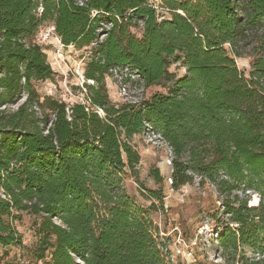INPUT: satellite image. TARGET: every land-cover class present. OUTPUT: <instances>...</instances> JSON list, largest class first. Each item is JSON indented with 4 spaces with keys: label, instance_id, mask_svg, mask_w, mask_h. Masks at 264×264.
Masks as SVG:
<instances>
[{
    "label": "trees",
    "instance_id": "1",
    "mask_svg": "<svg viewBox=\"0 0 264 264\" xmlns=\"http://www.w3.org/2000/svg\"><path fill=\"white\" fill-rule=\"evenodd\" d=\"M161 4L169 17L148 0H0L1 246L21 243L13 223L26 212L39 219L29 261L171 264L149 215L163 206L162 189L140 184L153 201L144 207L124 184L138 182L130 139L151 130L171 149L172 188L197 175L222 195L224 259L264 264V0ZM46 22L63 46L88 51L81 102L35 87L54 76L28 41ZM241 57L251 58L248 77ZM175 63L182 74L170 71ZM114 68L167 90L113 103L105 78ZM151 176L163 179L158 168Z\"/></svg>",
    "mask_w": 264,
    "mask_h": 264
},
{
    "label": "rangeland",
    "instance_id": "2",
    "mask_svg": "<svg viewBox=\"0 0 264 264\" xmlns=\"http://www.w3.org/2000/svg\"><path fill=\"white\" fill-rule=\"evenodd\" d=\"M156 6L160 15L169 17V13L162 8L161 0H148ZM137 36L141 32L139 28L133 29ZM28 41L39 44L46 54L54 76L51 80L37 82L35 87L40 95H49L68 104L84 100L83 70L88 59V51L76 49L73 46H63L58 36L54 33L52 23H44L36 34ZM237 67L248 77L251 69L250 57L235 59ZM170 71L180 75L184 72L179 63L172 64ZM108 95L113 103L137 102L148 99L156 92H166V83L145 86L136 75L119 76L108 75L105 78ZM264 83V78H262ZM165 83V84H164ZM23 99L18 100L8 108L15 109ZM131 144L137 150L140 160L137 165V179L125 176L126 191L134 197V200L148 207L152 200L142 195L140 184L147 189H162L164 193L163 206L150 210V218L156 227V238L166 247L171 264H230L222 256L218 243V228L226 221L221 205L222 195L216 187L205 182L199 183V176L194 175L193 181L178 189H174L170 183V161L172 152L167 143L151 130L132 136ZM152 168H158L162 181L157 183L151 176ZM258 196L252 194L249 203L255 204ZM155 202V201H154ZM157 204V202H155ZM216 214V219L211 217ZM55 223L59 221L53 219ZM39 219L30 213H22L19 220L14 221L13 226L21 235V243L3 247L0 245V261L3 264H18L20 260H34L32 250L37 244L38 234L36 228ZM246 255L253 257L254 253L244 248ZM19 258V259H18Z\"/></svg>",
    "mask_w": 264,
    "mask_h": 264
},
{
    "label": "built area",
    "instance_id": "3",
    "mask_svg": "<svg viewBox=\"0 0 264 264\" xmlns=\"http://www.w3.org/2000/svg\"><path fill=\"white\" fill-rule=\"evenodd\" d=\"M119 74H121V71L119 70V69H116V68H114V69H111L110 70V75L111 76H119ZM171 163V162H170ZM170 180V179H169ZM170 183H171V180H170ZM0 264H3V262L2 261H0ZM18 264H41L40 262L39 263H37V262H34V261H29V260H20L19 259V262H18Z\"/></svg>",
    "mask_w": 264,
    "mask_h": 264
},
{
    "label": "bare ground",
    "instance_id": "4",
    "mask_svg": "<svg viewBox=\"0 0 264 264\" xmlns=\"http://www.w3.org/2000/svg\"><path fill=\"white\" fill-rule=\"evenodd\" d=\"M253 201H254V203L256 204V203H257V197H255V199H254Z\"/></svg>",
    "mask_w": 264,
    "mask_h": 264
}]
</instances>
